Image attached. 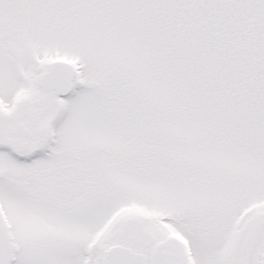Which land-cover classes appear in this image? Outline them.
Masks as SVG:
<instances>
[{"label":"snow or ice","instance_id":"obj_1","mask_svg":"<svg viewBox=\"0 0 264 264\" xmlns=\"http://www.w3.org/2000/svg\"><path fill=\"white\" fill-rule=\"evenodd\" d=\"M0 264H264V0H0Z\"/></svg>","mask_w":264,"mask_h":264}]
</instances>
